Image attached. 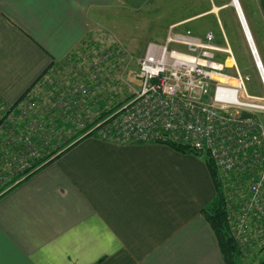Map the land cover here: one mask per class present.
<instances>
[{"label":"crops","instance_id":"crops-1","mask_svg":"<svg viewBox=\"0 0 264 264\" xmlns=\"http://www.w3.org/2000/svg\"><path fill=\"white\" fill-rule=\"evenodd\" d=\"M149 1L0 0V96L16 102L48 68L65 65L87 41L92 20ZM230 2L211 0L170 26L185 32L190 28L182 26L214 14L226 44L209 31L241 67L227 36L229 19L241 32ZM254 3L262 30L240 5L250 32L253 25L264 34V0ZM66 148L0 197V264H225L202 214L216 189L201 158L165 144L94 135Z\"/></svg>","mask_w":264,"mask_h":264},{"label":"built area","instance_id":"built-area-1","mask_svg":"<svg viewBox=\"0 0 264 264\" xmlns=\"http://www.w3.org/2000/svg\"><path fill=\"white\" fill-rule=\"evenodd\" d=\"M243 27L253 66L264 88V62L250 30L244 24ZM221 53L226 54L225 59L220 58ZM101 63L96 60L95 69H101ZM138 64L139 86L119 108L92 128L94 135L119 144L172 141L209 151L221 173L249 170L253 176H259L260 180L253 184V199L242 210L262 208L258 198L264 189V123L254 110L264 111V101L251 100L256 99L247 91L251 75L241 71L231 47L218 45L212 31L201 38L190 30L178 32L172 27L165 43L148 44ZM93 78L101 86V74L94 73ZM90 90L83 83L73 94L84 96ZM74 102H81L79 96ZM35 103L29 98L23 99L18 105L22 111L20 118L11 113L8 123L1 126V133L8 141L7 149L4 144L0 145L3 147L0 162L7 168L15 166L18 169L15 172L21 171L19 166L30 168L35 158L41 156L38 142L26 135L21 143L17 135L21 117L26 119L38 111ZM68 104L62 97L53 106L64 108ZM31 125L39 126V121L35 119ZM32 132L29 130V134ZM39 139L43 144L48 141ZM8 143L15 148L16 160L10 162L6 154L13 151L8 149ZM21 157L23 161H18ZM237 224L244 226L245 222L237 220Z\"/></svg>","mask_w":264,"mask_h":264},{"label":"rangeland","instance_id":"rangeland-1","mask_svg":"<svg viewBox=\"0 0 264 264\" xmlns=\"http://www.w3.org/2000/svg\"><path fill=\"white\" fill-rule=\"evenodd\" d=\"M232 1L234 0H231V2ZM239 1L245 11L249 23L251 22L250 14L253 13L252 18L254 19V28L262 30L260 23L258 24L256 22V15L254 12L257 13L258 17L259 15L256 4H252L253 0ZM210 3L211 0H151L142 4L138 9H134L135 12H132L127 5V8H117L118 10L112 9L114 11L110 10V12H105V17L102 18V22L97 23V21L92 20L90 23V36H88L87 42L85 43L86 45H80L77 48V54L73 57V59L67 60L66 64L61 66L59 71L55 70V72L51 71L47 73L35 87L33 92L34 95L42 97L43 94V102L39 104L37 103L38 106L36 105L38 112L41 111L42 108L41 114L39 116H35L36 120L39 121V126L34 127L31 125L29 127V123L25 121L28 129L23 128L21 126V121L23 119L22 116V119L19 120L20 123L17 122L20 126L17 131V135H23L24 133L29 134V130L34 131L35 133H40V136L43 139L45 138L48 140L43 145L37 146L38 150L41 151L40 155H47L49 152H52L55 146L58 147L60 143L64 142V140L66 141L67 139L73 137L75 132L74 130L68 129L69 132H67V135L60 132L56 133L53 115H45L51 111V108H56L53 106L55 101L53 102L51 99L48 100L47 98L49 93L45 91V84L52 85L53 81H58L62 78L63 74H70V72L74 73L73 77L75 80H80L79 77H83L82 80H91L94 73L92 69L94 62L96 60L100 61L103 59H109L111 57L110 53H105V55H108V58H104L100 55L110 48L114 53L108 61V68L106 67L107 69L101 70L103 80L102 83L104 85V87L101 88V91H103V94L107 91L108 95H106L110 98L107 100L108 104H112V106H114L117 104L118 98L121 100L123 97L128 96L129 93L131 94L135 89H137L139 85L137 77V71L139 69L138 62L139 59L146 53L148 44L150 42L160 44L165 43L166 37L171 29L170 23L172 21L188 16L196 10L207 8L210 6ZM236 8L232 4L228 8L235 20L237 18H235V14L238 9ZM229 10H224L222 14H228ZM106 14H108V17H106ZM225 24L227 28L228 40L237 54L238 60L241 64L240 69L242 68L241 71L245 74L251 75L252 77L251 81L247 82V91L250 95L256 97V99L251 100L260 101L262 103L264 101L262 100L264 97V88L259 82L256 70L253 68V58L248 54V51L250 53V50L247 48V44L245 43L246 40L244 39L245 36L243 33L244 28L241 21H239L241 32L236 31L239 28L238 26L235 27L232 19L227 20ZM182 27L190 28L195 35L197 34L201 37H204L207 31L212 30L217 37V42L222 45L226 44L223 32L214 14L201 16L200 18L195 19ZM254 28L252 25V33L255 38V43L258 45L259 52L264 61V51L262 49V46L264 47V34L262 33L257 35L254 32ZM87 85L89 86L90 84ZM70 87H72L71 84ZM109 91H114L112 93V98ZM92 93L93 90L91 94ZM84 99L88 101L87 105L90 106L92 103L91 98L85 97ZM32 107L34 106L32 105ZM56 109L63 112L65 108L61 107ZM254 111L262 117L264 123V111ZM38 112L36 111L35 115H38ZM79 115L77 116L73 112L66 114L67 119H69L72 123L71 126H78L76 121L78 120L79 122ZM55 133L56 135L60 134V136H54ZM4 147L7 149L5 144ZM8 149L13 152L6 154L7 161L10 162L16 160L14 149L12 147H8ZM18 161H23V157H21ZM19 167L22 171H27L29 168L27 166ZM14 170L18 169L15 166L10 168L8 167L5 169V175L0 174V187L5 186L6 188H11L23 180V178H19L20 175H18L17 171L15 172ZM231 215L234 217L233 213ZM240 220H243L246 225L245 227L238 226L239 231L244 234V236H242V245H245L246 243V239L243 238L246 237V234L248 237L249 235L250 237H253L256 241L254 245H250L249 247L246 245L248 256L243 263L260 264L259 262L264 254V226H260L259 229L258 227L251 225V222L247 217L240 218ZM245 230H247V232Z\"/></svg>","mask_w":264,"mask_h":264},{"label":"trees","instance_id":"trees-1","mask_svg":"<svg viewBox=\"0 0 264 264\" xmlns=\"http://www.w3.org/2000/svg\"><path fill=\"white\" fill-rule=\"evenodd\" d=\"M86 42L87 41H85V43ZM111 52L112 51L109 48L106 51H104L103 54L110 53L112 57L114 52L112 53ZM76 54H77V49L72 52V54L70 55L71 57L68 58V60L73 59V57H75ZM110 58L105 60H100L102 62L101 69H95V65L93 64V67L91 66L93 72L97 73V75L101 74L102 69L105 70L108 68L107 64ZM59 69L60 66L48 68L37 79V81L34 82L32 87L20 99H18L16 102H13L14 104L0 96V99L2 100V102H0V145L5 144L6 141H8L7 139H5L4 133L3 134L1 133V126H3L5 123H8L10 114L14 113L16 115V118L17 117L20 118L22 111L21 109H19L18 105L25 98H29L32 102H36L38 104L43 102V94L42 97H39L38 95H34L33 92L35 90V87L37 86L38 83H40L41 79L47 73L51 71L55 72V70L59 71ZM73 76L74 73L72 72H70V74L65 73L63 74L62 78H60L58 81L57 80L53 81L52 85L45 84L46 86L44 87H46L45 91L49 93L47 97L48 100L51 99L54 102L62 97H65L69 103L68 106L64 107L65 109L63 112L58 111L56 108H51V111L45 114V115H49V114L53 115L55 121L54 128L56 129V133L60 132L63 133L64 135H67V132H69L68 129H71L74 130L75 132L74 136L71 137L70 139H67L66 141L64 140V142L60 143L58 147L55 146L52 152H49L47 155L42 154L38 158H35V161L32 163V165L27 171H22V170L17 171L18 175H20L19 177L20 179L28 178L31 174L37 171V169L45 165L47 162L56 158L58 155H60L59 153L60 150L67 147L64 150L66 151L70 147L77 144L82 139L89 136H93L95 132L94 130H92V128L98 122L107 118L111 113H113L117 108H119L126 99L132 96V93L131 94L129 93L128 96L123 97V99L121 100L118 98V102L114 106H112V104L109 105L107 100L110 98L107 97L108 95L107 91L105 94H103V91H101V88L104 87L102 83L103 81L102 76H101V86L97 84L94 78H92L91 80L87 79L86 81V80H82L83 77H79L80 80H75ZM137 77L140 84V77L138 76V71H137ZM82 81L83 83L85 82V84L86 83L90 84L89 85L91 89L90 93L84 96L78 93L73 94L76 87L79 86L80 84H83ZM70 84L72 85V87H70ZM92 90L93 93L91 94ZM109 92L112 98V93L114 91H109ZM76 96H79V99L81 101L80 103L74 102ZM85 97L91 98L92 103L90 104V106L87 105L88 101L84 99ZM10 103H12V106ZM36 103L34 105H36ZM7 109H10V111H8ZM41 112H42V108L41 111L38 112V115L32 114L31 117L22 119L21 126L25 129H28V126L26 125L25 121L31 124L32 121H35L36 119L35 116H39ZM70 112L75 113L77 116L81 114L79 115L81 118V119L79 118V122L78 120L76 121V123L78 124L77 127L74 125L71 126L72 123L66 117V114ZM19 128L20 126H18V130ZM56 133L54 136H60V134L56 135ZM26 135H29L31 140L36 144L38 142L39 145H43V141L39 139L41 136L39 135L38 137V135H35L34 132H32L31 134L24 133L23 135H18L19 138L18 140L21 139L20 142L23 143L26 140ZM138 143H146V142H138ZM153 143L168 145L183 154H193L201 158L206 163L214 180L216 192L212 200L202 209V214L208 221L210 227L212 228L217 238L222 253V258L225 264H244L243 261L248 256L247 255L248 250L246 245L249 247L250 245H254L256 241L254 240L253 237H250V235L248 237L246 234V237H243L246 239V243L245 245L244 244L242 245V236H244V234L243 232L239 231L238 229L239 225L237 224V220H240V218H242L241 216L245 215L250 220L251 225L258 227L259 229L260 226H264V189L260 194V198H258L259 202L263 204L262 208L257 209L254 207L251 210H247V211L242 210L244 204L252 201L254 194L253 184L260 180L259 176L257 177L253 176L251 174L252 172L249 170H244L243 172H236V173L232 172L231 174L229 173L227 175L221 173L215 160L211 157L209 151L196 150L189 145L176 143L172 141L167 143L165 142H153ZM8 147H11V145L9 144ZM20 147H22V145H20ZM2 148H0V157L3 155ZM12 148L15 150L14 147ZM0 166H1L0 174H4L5 169H7V167L5 164H2L1 162H0ZM262 181L264 185V180ZM9 190H10L9 188H6L5 186H1L0 197L3 196ZM232 213L234 214V217H232L231 215ZM245 226L246 225H244L243 227ZM245 231L247 232V230ZM263 231H264V227H263ZM259 263L264 264V254Z\"/></svg>","mask_w":264,"mask_h":264},{"label":"bare ground","instance_id":"bare-ground-1","mask_svg":"<svg viewBox=\"0 0 264 264\" xmlns=\"http://www.w3.org/2000/svg\"><path fill=\"white\" fill-rule=\"evenodd\" d=\"M233 3L236 4V5H234L235 8H236V7L238 8V9L236 8V9H237V12H238V16H239V13H240V15H241V19H240V21H241L242 26H243V24H244L246 30H250V29H249V26H248V24H247V21H246V19H245V16H244V13H243V10H242V7H241L239 1H238V0H234ZM238 5H239V6H238ZM239 18H240V17H239ZM243 28H244V27H243ZM257 48H258V47H257ZM225 96L228 97V98H231V97H232L231 94H225Z\"/></svg>","mask_w":264,"mask_h":264},{"label":"water","instance_id":"water-1","mask_svg":"<svg viewBox=\"0 0 264 264\" xmlns=\"http://www.w3.org/2000/svg\"><path fill=\"white\" fill-rule=\"evenodd\" d=\"M231 4H232V5H236V4L233 3V1L231 2ZM238 6H239V5H238Z\"/></svg>","mask_w":264,"mask_h":264}]
</instances>
